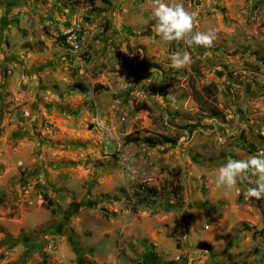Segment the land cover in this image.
<instances>
[{
  "label": "rangeland",
  "instance_id": "1",
  "mask_svg": "<svg viewBox=\"0 0 264 264\" xmlns=\"http://www.w3.org/2000/svg\"><path fill=\"white\" fill-rule=\"evenodd\" d=\"M178 2L211 48L153 0H0V264H264V199L217 187L264 151V0Z\"/></svg>",
  "mask_w": 264,
  "mask_h": 264
},
{
  "label": "clouds",
  "instance_id": "2",
  "mask_svg": "<svg viewBox=\"0 0 264 264\" xmlns=\"http://www.w3.org/2000/svg\"><path fill=\"white\" fill-rule=\"evenodd\" d=\"M152 14L157 21L155 31L164 41H183L189 47L207 49L216 40L217 30H198V13L187 10L178 0H153ZM169 59L170 66L175 69L187 68L194 63L193 57L187 51L177 50ZM249 176L257 177L253 185H247ZM238 183L246 185L242 189L245 198L264 199V151L245 159L229 158L218 167L217 187L231 188Z\"/></svg>",
  "mask_w": 264,
  "mask_h": 264
},
{
  "label": "trees",
  "instance_id": "3",
  "mask_svg": "<svg viewBox=\"0 0 264 264\" xmlns=\"http://www.w3.org/2000/svg\"><path fill=\"white\" fill-rule=\"evenodd\" d=\"M195 97H196L195 99H197V101H200L197 96H195ZM207 111H209L212 115H215V116L220 114V110H218L216 107L211 106V105L207 108ZM144 140L146 142H150V143H166V142L172 141V139L169 138L168 136H162L161 138H158V139L146 137V138H144ZM144 188L149 193L155 194L154 190L152 188H147V187H144Z\"/></svg>",
  "mask_w": 264,
  "mask_h": 264
}]
</instances>
